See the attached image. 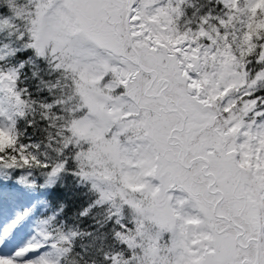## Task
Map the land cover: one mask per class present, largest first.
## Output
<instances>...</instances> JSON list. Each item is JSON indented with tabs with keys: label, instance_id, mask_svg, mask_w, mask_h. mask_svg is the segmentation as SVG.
Returning a JSON list of instances; mask_svg holds the SVG:
<instances>
[{
	"label": "snow or ice",
	"instance_id": "obj_1",
	"mask_svg": "<svg viewBox=\"0 0 264 264\" xmlns=\"http://www.w3.org/2000/svg\"><path fill=\"white\" fill-rule=\"evenodd\" d=\"M0 264H264V0H0Z\"/></svg>",
	"mask_w": 264,
	"mask_h": 264
},
{
	"label": "trees",
	"instance_id": "obj_2",
	"mask_svg": "<svg viewBox=\"0 0 264 264\" xmlns=\"http://www.w3.org/2000/svg\"><path fill=\"white\" fill-rule=\"evenodd\" d=\"M68 182H69V184H71V177L68 178ZM54 195L55 196H62V193L58 189ZM67 203H68V208H67L65 215L70 218L71 214L75 211L76 206L79 204V200H77L75 197H73L72 199H69L67 201ZM69 222H71V220H69ZM89 223H90L89 220H85V221H83L82 226H87Z\"/></svg>",
	"mask_w": 264,
	"mask_h": 264
}]
</instances>
